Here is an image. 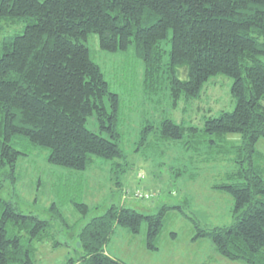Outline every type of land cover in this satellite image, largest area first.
<instances>
[{
  "label": "trees",
  "instance_id": "obj_1",
  "mask_svg": "<svg viewBox=\"0 0 264 264\" xmlns=\"http://www.w3.org/2000/svg\"><path fill=\"white\" fill-rule=\"evenodd\" d=\"M9 21L22 28L0 35V190L6 181L14 184L18 157L37 147L47 149L48 162L70 168L83 170L94 157L110 160L117 173L127 168L120 97L86 44L94 31L105 50L133 43L143 88L148 95L164 91L171 108L197 98L211 76L231 78L232 108L208 115L200 126L165 110L152 137L153 123L140 128L135 149L151 146L163 154L178 142L234 162L226 180L213 184L232 196L233 221L197 226L194 237L209 236L227 258L264 264V157L255 146L264 137V0H0V32ZM91 115L98 130L86 124ZM229 132H239L241 142L227 139ZM23 141L30 147L16 146ZM115 183L122 186L117 174ZM75 205L88 209L84 201ZM172 206L144 213L111 203L78 228L75 259L129 264L105 249L115 226L136 233L145 222L146 246L156 248L163 213ZM50 226V218L22 211L0 194V264H32L34 242L48 237Z\"/></svg>",
  "mask_w": 264,
  "mask_h": 264
},
{
  "label": "rangeland",
  "instance_id": "obj_2",
  "mask_svg": "<svg viewBox=\"0 0 264 264\" xmlns=\"http://www.w3.org/2000/svg\"><path fill=\"white\" fill-rule=\"evenodd\" d=\"M20 25V21H9L0 35ZM86 44L109 89L120 97L119 127L127 168L117 173L110 160L99 157H94L83 170L70 168L48 162L47 149L43 147L18 157L17 178L12 185L6 181L0 194L22 211L51 219L49 236L34 242L32 264H79L75 259L81 249L78 228L111 203L128 205L144 213H155L165 204L176 205L163 213L156 248L146 246L145 222L136 233L115 226L105 249L129 264H246L218 253L209 236L194 237L197 226L233 221L232 196L213 184L226 180L225 174L235 168L234 162L223 156L213 159L205 151L194 153L178 142L165 146L163 154L156 153L151 146L135 149L140 128L153 123L154 130L149 134L152 137L165 110L177 121L200 126L208 115L232 108L231 78L221 73L211 76L197 98L188 104L181 99L171 108L165 103L164 91L148 95L143 88V64L134 54L133 43L125 50H105L98 44L97 33L90 31ZM86 124L98 130L94 115L89 116ZM226 138L233 143L241 142L239 132H229ZM26 144L23 141L16 146L27 149L30 145ZM255 146L264 157V137H259ZM261 162L264 167V160ZM116 174L122 186L116 185ZM75 201L87 203V211L82 212ZM52 202L54 209L50 208ZM54 240L60 243L53 244Z\"/></svg>",
  "mask_w": 264,
  "mask_h": 264
}]
</instances>
